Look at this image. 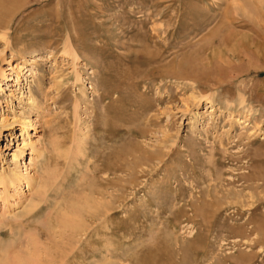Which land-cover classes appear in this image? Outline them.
Returning <instances> with one entry per match:
<instances>
[{
    "label": "rangeland",
    "instance_id": "374dc122",
    "mask_svg": "<svg viewBox=\"0 0 264 264\" xmlns=\"http://www.w3.org/2000/svg\"><path fill=\"white\" fill-rule=\"evenodd\" d=\"M2 2L3 248L93 194L58 264H264V0Z\"/></svg>",
    "mask_w": 264,
    "mask_h": 264
},
{
    "label": "bare ground",
    "instance_id": "6f19581e",
    "mask_svg": "<svg viewBox=\"0 0 264 264\" xmlns=\"http://www.w3.org/2000/svg\"><path fill=\"white\" fill-rule=\"evenodd\" d=\"M2 1H4L5 2V0H1L0 1V3L2 2ZM8 1H11V0H8ZM8 3V2H7ZM1 4H4L3 2L1 3ZM0 4V6H2ZM6 4V3H5ZM8 5V4H7ZM4 7H6L5 5L4 6H2V8H1V10H3V8ZM14 8V7H13ZM13 8H11V10L13 9ZM8 9V8H7ZM9 11V10H8ZM1 12V11H0ZM10 12V11H9ZM2 13H3V11H2ZM261 18V17H260ZM107 107V106H106ZM4 151H6V149H4ZM16 153L17 152H14V153H12V158L11 159H15L16 158ZM0 156L2 157V149H1V152H0ZM50 157V156H49ZM52 157H54V156H52ZM56 157H58V156H56ZM55 158V157H54ZM53 158V159H54ZM52 159V158H51ZM51 159H49L50 161L49 162H51ZM53 159H52V162H53ZM55 159H57V158H55ZM54 159V162H56V160ZM48 162V160H47V163H49ZM56 164V163H55ZM58 164V163H57ZM56 164V165H57ZM47 165V164H46ZM48 166H46V168H47ZM116 169V168H115ZM46 170V169H45ZM48 172V171H47ZM54 173V172H53ZM48 174H51V173H48ZM68 174V173H67ZM53 176V174L51 175V177ZM66 176V175H65ZM47 177V176H46ZM48 177H50V175H48ZM46 178L44 181L45 182H43V184L45 185V187H48V186H46L47 184H46V182L48 181V179L49 178ZM20 178V176L18 175V173H16L15 171H11V172H9L7 175H6V180L7 181H10L11 183H13L15 180H18ZM52 181V180H51ZM63 181H64V178H63ZM49 182L50 181H48L47 183L49 184ZM108 182V181H107ZM110 182V181H109ZM51 183V182H50ZM42 184V185H43ZM88 184V183H87ZM84 185V184H83ZM91 184H89V188L91 187L90 186ZM49 186H51V185H49ZM92 186H94V184L92 185ZM96 186H94L93 187V189H95L96 190V188H95ZM81 188V187H80ZM46 189V188H45ZM91 190H89V192L91 191L92 193H94L95 194V190H92V188H90ZM99 189H101V188H99ZM45 191V190H44ZM88 191V190H87ZM98 191V190H97ZM80 193V192H79ZM82 193V192H81ZM83 194V193H82ZM88 194H90V193H88ZM99 194V193H98ZM78 195V194H77ZM84 195V194H83ZM91 195V194H90ZM76 196V195H75ZM86 195H84V197L83 196H81V197H79V196H76L74 199L72 198V199H70L69 200V205H68V207H69V210L68 211H70L69 213H65L64 211V214H63V212H62V214H57V216H56V218H55V215H53L54 216V219L56 220V222H57V226L59 227V229L61 228V231L60 232H62V234H64V241H63V235L60 233V235L57 233V235H59V240H54V238L52 237V236H54V235H51L50 234V246L48 247V250L46 251L45 249V251L43 250V248H42V255L40 256V260L41 261H45V263L46 264H50L52 261H55V263L54 264H58V261L59 262H61V261H69L70 259H71V257H69L68 258V256H69V254H70V252H71V250H72V248H75L74 247V241H75V239H76V237H78V235L79 234H81L82 232H84L86 229H87V227H88V222H86V220L85 219H83V217H84V214L86 213V215H87V213L89 214L90 213V215H91V218H90V220H89V223L91 224V222H94V220H96L97 218H99L100 216H103L104 214H106V213H108V211H111V210H113V208L111 207V206H107V205H104L105 203H102V202H98V201H96V198H95V200H93L92 199V196H93V194H92V196H86ZM41 200V199H40ZM110 200V199H109ZM34 203H36V202H34ZM67 203V202H66ZM36 206V205H35ZM35 206H32L31 208H30V210L28 211V212H30L31 210H33L34 208H35ZM103 206H105L106 208L104 209V210H101V208H103ZM24 214H26V213H24ZM24 214H22V215H20V216H24ZM28 214V213H27ZM44 218V217H43ZM54 219L50 216V214H48L42 221H41V223H40V225L39 226H41L40 228L44 231V233L46 232V229L49 231L50 229H52V228H50L51 226H53V222L54 223H56L55 221H54ZM14 220H16V219H14ZM53 220V221H52ZM88 221V220H87ZM21 224H23V222H21ZM18 225V224H17ZM12 226H15L14 225V223H9V228H10V233H12ZM14 228V227H13ZM16 228H18V230H17V233L18 234H20L19 232H20V229H19V227L18 226H16ZM90 228V227H89ZM35 230V229H34ZM42 230H41V232H42ZM51 232V231H50ZM58 232V231H57ZM65 232H69V235L68 234H66V236L68 237V240H66V237H65ZM6 232H4L3 234H5ZM46 234H48V237H49V232H46ZM10 236H11V234H10ZM76 236V237H75ZM11 237H13V236H11ZM61 238V239H60ZM46 239V238H45ZM53 239V240H52ZM80 239V238H79ZM78 239V241H80ZM16 241V240H15ZM15 241L14 242H11L10 241V247L12 246V245H14V243H15ZM78 241H75V242H78ZM18 242V241H17ZM89 243H91V241L89 242ZM108 244V243H107ZM16 245H17V243H16ZM22 245V244H21ZM62 245H64V247L62 246ZM71 245V247H69L68 248V246H70ZM7 246H9V245H7ZM48 245H46V247H47ZM0 247H2L3 248V241H0ZM43 247V246H42ZM2 248H0V251H1V253H0V264H35L33 261H34V259H32L31 258V254L32 255H34V251L32 250V249H30L29 251H22L21 249H14V246L12 247V250L11 251H9V250H7V249H2ZM40 248V247H39ZM79 248H80V246H79ZM78 248V249H79ZM95 248H96V246H95ZM11 249V248H10ZM77 249V251H80L81 250V248H80V250H78ZM113 249V248H112ZM21 250V251H20ZM82 251V250H81ZM87 252V251H86ZM106 252H107V250H106ZM39 253V252H38ZM77 252L75 251V252H73L72 253V256L74 257V256H76L77 254H76ZM81 253V252H80ZM83 253V252H82ZM93 253V252H92ZM94 254V253H93ZM38 255V254H37ZM95 255V254H94ZM83 258V257H82ZM36 260V259H35ZM103 261H105V259H103ZM142 262L141 261H135V264H141ZM42 264H44V263H42ZM103 264V263H102Z\"/></svg>",
    "mask_w": 264,
    "mask_h": 264
}]
</instances>
